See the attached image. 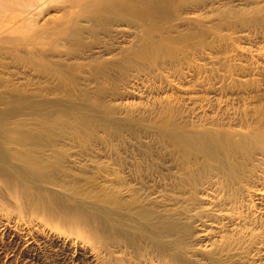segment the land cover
I'll use <instances>...</instances> for the list:
<instances>
[{"label":"rangeland","instance_id":"rangeland-1","mask_svg":"<svg viewBox=\"0 0 264 264\" xmlns=\"http://www.w3.org/2000/svg\"><path fill=\"white\" fill-rule=\"evenodd\" d=\"M0 264H264V0H0Z\"/></svg>","mask_w":264,"mask_h":264},{"label":"bare ground","instance_id":"bare-ground-1","mask_svg":"<svg viewBox=\"0 0 264 264\" xmlns=\"http://www.w3.org/2000/svg\"><path fill=\"white\" fill-rule=\"evenodd\" d=\"M33 1L37 2L38 0H33ZM155 10H156V9H155Z\"/></svg>","mask_w":264,"mask_h":264}]
</instances>
